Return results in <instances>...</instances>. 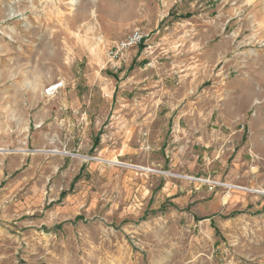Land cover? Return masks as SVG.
Masks as SVG:
<instances>
[{"label":"rangeland","instance_id":"374dc122","mask_svg":"<svg viewBox=\"0 0 264 264\" xmlns=\"http://www.w3.org/2000/svg\"><path fill=\"white\" fill-rule=\"evenodd\" d=\"M259 191L264 0H0V264H264Z\"/></svg>","mask_w":264,"mask_h":264},{"label":"built area","instance_id":"2783aa9c","mask_svg":"<svg viewBox=\"0 0 264 264\" xmlns=\"http://www.w3.org/2000/svg\"><path fill=\"white\" fill-rule=\"evenodd\" d=\"M143 39H144V36L140 32L134 31L130 36H128V38L116 44V46L112 48L114 49V52L110 53V55H112V58H115L119 54H121L122 51L128 48L137 47L138 45H140ZM61 87H62V84L58 83L46 89L45 93L48 95L53 94L55 91H57Z\"/></svg>","mask_w":264,"mask_h":264},{"label":"bare ground","instance_id":"6f19581e","mask_svg":"<svg viewBox=\"0 0 264 264\" xmlns=\"http://www.w3.org/2000/svg\"><path fill=\"white\" fill-rule=\"evenodd\" d=\"M54 85H55V84H53V85H51V86H54ZM135 168H138V169H140V170H145V171H148V170H149V169L147 170V169L139 168V167H135ZM185 179L188 180V181H191V180H193L194 178L192 179V178L185 177ZM227 188H228V187H227ZM229 188H230V187H229ZM258 193H262V194H263L264 191H259ZM225 199H226V198H225Z\"/></svg>","mask_w":264,"mask_h":264}]
</instances>
